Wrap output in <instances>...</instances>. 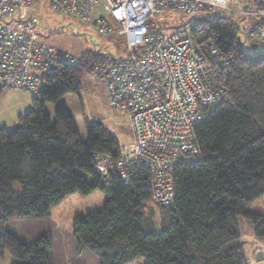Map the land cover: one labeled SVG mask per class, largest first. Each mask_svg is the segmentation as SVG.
<instances>
[{
    "label": "trees",
    "instance_id": "1",
    "mask_svg": "<svg viewBox=\"0 0 264 264\" xmlns=\"http://www.w3.org/2000/svg\"><path fill=\"white\" fill-rule=\"evenodd\" d=\"M221 34V51L233 61L222 80L227 98L196 126L202 158L181 162L174 171V204L155 205L143 170L128 184L118 160L124 150L102 123L86 121L87 139L59 100L80 94L85 72L102 80L118 57L87 48L75 65L54 66L19 125L0 124V258L11 264H52V237L21 239L12 223L45 219L67 196L105 194L100 210L77 213L72 235L78 251L89 250L101 264H251L241 243V221L264 241V214L249 204L264 194V41L244 38L229 14L205 19ZM103 81V80H102ZM55 104L52 113L45 110ZM115 160L107 173L99 159Z\"/></svg>",
    "mask_w": 264,
    "mask_h": 264
},
{
    "label": "built area",
    "instance_id": "2",
    "mask_svg": "<svg viewBox=\"0 0 264 264\" xmlns=\"http://www.w3.org/2000/svg\"><path fill=\"white\" fill-rule=\"evenodd\" d=\"M36 0H0V91L38 95L55 65L78 56L59 50L38 31ZM64 15L126 38L123 56L108 62L102 80L112 107L126 116L133 141L118 160L126 184L146 170L155 205L174 204V171L202 158L195 128L227 98L222 80L233 61L221 51V34L205 19L229 14L250 42L264 41V0H48ZM218 15V16H219ZM99 159L107 173L115 160Z\"/></svg>",
    "mask_w": 264,
    "mask_h": 264
},
{
    "label": "rangeland",
    "instance_id": "3",
    "mask_svg": "<svg viewBox=\"0 0 264 264\" xmlns=\"http://www.w3.org/2000/svg\"><path fill=\"white\" fill-rule=\"evenodd\" d=\"M32 12L41 21L38 31L48 39L50 45L72 55H79L87 48L108 50L118 57L123 56L126 38L120 34V25L109 20L112 32L100 34L92 22L53 11L48 0H36ZM219 14L213 15L216 18ZM35 95L28 91H0V124L17 128L19 116L32 109ZM59 103L65 104L74 117L81 138L87 139L86 121L102 123L108 133L115 136L123 149L133 141V128L128 118L112 107L108 99V88L96 73L85 72L80 94L67 93ZM55 104L48 103L45 110L52 113ZM105 194L97 189L89 195L74 193L55 206L45 219H29L13 222L11 228L25 241H35L48 234L52 237V264H101V257L89 251H78L72 235V221L77 213H91L102 208ZM249 208L264 214V194L249 204ZM247 253V252H246ZM14 258L7 252L0 258V264H11ZM126 264H147L138 257Z\"/></svg>",
    "mask_w": 264,
    "mask_h": 264
},
{
    "label": "crops",
    "instance_id": "4",
    "mask_svg": "<svg viewBox=\"0 0 264 264\" xmlns=\"http://www.w3.org/2000/svg\"><path fill=\"white\" fill-rule=\"evenodd\" d=\"M241 231V243L249 256L250 263L264 264V241L255 236L253 225L247 220H242Z\"/></svg>",
    "mask_w": 264,
    "mask_h": 264
}]
</instances>
